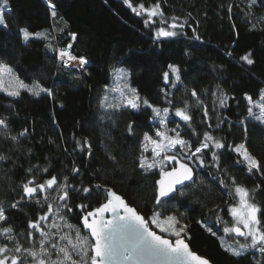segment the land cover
<instances>
[{"label": "trees", "instance_id": "trees-1", "mask_svg": "<svg viewBox=\"0 0 264 264\" xmlns=\"http://www.w3.org/2000/svg\"><path fill=\"white\" fill-rule=\"evenodd\" d=\"M51 2L56 5L55 18L48 0H9L11 12L5 13L9 26L0 28V61L11 67L24 83L31 84L38 79L54 93L52 97L44 94L34 97L22 92L15 98L0 93V116L9 118L10 135L28 129V135L19 142L0 136V153L8 157L0 161V201L8 207V222L16 226L17 233L26 229L28 219L39 212V206L27 199L17 209L10 208L11 202L20 199L22 189L19 185L29 178L27 169L33 165L49 169L46 174H37L40 182L51 175L60 179L68 175L70 183L92 188L87 196L83 193L75 196L70 201L74 205L83 203L98 207L106 200V193L95 188L100 185L122 196L141 214L151 215L154 182L159 173L145 174L138 167L137 158L143 134H151L155 125L150 120L151 111L143 109L109 112L107 118L100 120V100L105 86L112 84L113 69L123 70L129 85L137 89L142 98L161 107L168 106L160 92L162 87L174 93V102L182 106L183 99H189L186 90L195 88L203 93L204 89L215 91L218 85L230 98L228 107L221 109L220 115L231 124L225 122L219 129L209 130L228 143H245L252 155L264 163V125L249 119L245 134L239 123L246 116L245 94L255 97L264 89V30L257 24L256 30L250 31L246 22L250 19L256 23L264 16V7L259 3L253 9L254 14L246 18L240 11L245 8L246 0H160L166 19L175 16L179 23L185 20L187 23L182 30H177L180 34L176 37L162 38L154 43L153 27L159 24L145 28L143 18L132 13L123 0ZM143 2L147 7L156 0ZM230 4L238 5L233 8L232 19L228 13ZM21 27L32 33L56 36L52 43L61 47L72 42L70 34L75 33L77 39L72 51L88 60L87 71L81 74L58 67L55 54L45 47L48 41L43 37H31L25 42L19 34ZM194 34L200 40L194 39ZM248 52L253 53L252 65L240 60ZM168 64H175L181 70L182 83L176 88L163 83L162 72ZM211 91L202 96L210 108ZM191 112L202 134L205 127L200 125L201 113L195 107ZM174 119L179 121V118ZM129 122L135 123L133 135L127 132ZM210 123H217L216 114H212ZM80 138L91 141V157L73 151L75 139ZM224 152L221 167H227L238 184L249 190L261 184L253 196L264 211L261 177L249 176L240 166L233 167L235 154ZM74 165L80 168V174L73 180L71 168ZM213 175H219L214 168L198 169L195 183L182 188L185 195L177 192L171 199L165 198L158 210L164 215H181L182 222L189 225V246L213 264H254L253 252L246 253V258L230 256L220 247L218 238L198 223L206 221L218 236H222V229L216 223L217 212L224 219H231L226 215L225 204L231 202L230 198L213 180ZM212 209L215 211L210 212ZM80 214L79 209L76 214H69L70 222L76 224ZM21 242L28 246L27 240Z\"/></svg>", "mask_w": 264, "mask_h": 264}, {"label": "snow or ice", "instance_id": "snow-or-ice-1", "mask_svg": "<svg viewBox=\"0 0 264 264\" xmlns=\"http://www.w3.org/2000/svg\"><path fill=\"white\" fill-rule=\"evenodd\" d=\"M258 3L264 7V0H246L245 8L240 11L246 18L250 17ZM123 4L136 16L143 18L145 28L159 24L153 27L154 43L160 42L162 38L176 37L180 34L177 30H182L187 23L186 20L179 23V18L175 16L166 19L160 0L147 7L143 0L138 3L123 0ZM48 7L55 18L56 5L48 0ZM234 7L238 5L228 6L229 19H232ZM6 12H11L9 0H0V28L3 29L9 26ZM246 22L250 25V31L256 30L257 24L264 30V16L259 17L256 23L250 19ZM233 31H236L235 25ZM19 34L25 42L32 36L46 39L48 43L45 47L55 54L58 67L81 74L87 71L88 60L74 55L72 51L77 39L75 33L70 34L72 42L63 47L53 44L52 41L57 37L46 35L45 32L32 33L21 27ZM194 39L200 40V37L194 34ZM227 54L231 55L230 52ZM252 55V52H248L240 60L252 65ZM113 73L116 79L112 86H105V94L100 100V120L107 118L109 112L125 109L139 112L143 109L151 111L150 120L155 125L151 134H143L137 158L138 167L145 174L156 171L159 173V178L154 182L151 215L141 214L111 189H106V200L98 207L92 208L83 203L74 205L70 201L75 196L81 193L87 196L92 188L70 183L68 175H64L62 179L51 175L40 182L37 174H46L49 169L33 165L27 169L29 178L19 185L22 189L20 199L11 202L10 208L17 209L27 199L39 206V212L28 219L26 229L22 228L17 233L16 226L8 222V207L4 201H0V264H210L209 259L190 248L189 225L182 222L181 215H164L158 210L165 198L171 199L177 192L184 196L182 188L195 183L197 170L206 168H214L219 173L218 176L213 175V180L218 182L219 188L230 198L231 202L226 201L225 204L226 215L231 219L226 220L217 212L216 223L222 229V236H218L206 221L200 220L198 223L213 237L218 238L220 247L230 256L246 258L245 254L251 251L254 264H264V211L255 203L253 196V192L261 184L249 190L236 182V177L230 174L227 167H221L224 150H227L235 154L233 167L240 166L249 176L259 175L264 183V163L252 155L245 143H228L224 137L216 136L209 130L219 129L225 122L231 124V121L220 115V110L228 107L230 98L218 85L215 91L204 89L203 93L193 88L186 90L185 95L189 99H183L182 106H177L173 100L174 93L162 87L160 92L168 106L161 107L142 98L137 89L129 85L126 73L119 69H113ZM5 74L9 77L7 81ZM162 80L164 85L176 88L182 83L180 68L175 64H168L167 69L162 72ZM209 91L213 98L211 108L202 98ZM22 92L34 97L54 95L53 90L45 87L38 79L31 84L24 83L15 76L11 67L0 61V93L15 98L20 97ZM113 93L115 95H111ZM244 99L247 102L246 116L239 123L246 134L249 119L264 125V89L255 97L245 94ZM192 107L201 113L200 125L205 127L202 134L195 125ZM212 114L217 116L215 125L210 123ZM174 118H179V121ZM169 124H175V127H169ZM134 131L135 123L129 122L128 134L133 135ZM10 132L9 118L0 116V136L19 142L28 135L27 128L16 135H10ZM92 147L87 138L75 139L73 151L91 157ZM7 159L6 155L0 153V161ZM110 159L115 160L114 157ZM71 173L74 180L80 174V168L74 165ZM95 188L99 189L101 186L95 185ZM52 192L56 194L52 196ZM76 209L81 214L77 223L73 224L69 214H76ZM22 240H27L28 246Z\"/></svg>", "mask_w": 264, "mask_h": 264}, {"label": "rangeland", "instance_id": "rangeland-1", "mask_svg": "<svg viewBox=\"0 0 264 264\" xmlns=\"http://www.w3.org/2000/svg\"><path fill=\"white\" fill-rule=\"evenodd\" d=\"M32 37H35V38H36V36H32ZM88 64H89V63H88ZM119 70H121V69H119ZM121 71L124 73L123 70H121ZM5 79H6V81L9 79V77L7 76V74H5ZM115 79H116V76H115V74L113 73V81H112V84H111L110 86L113 85ZM127 81H128V80H127ZM111 95H115V93H113V94H111ZM157 231H158V230H157Z\"/></svg>", "mask_w": 264, "mask_h": 264}, {"label": "water", "instance_id": "water-1", "mask_svg": "<svg viewBox=\"0 0 264 264\" xmlns=\"http://www.w3.org/2000/svg\"><path fill=\"white\" fill-rule=\"evenodd\" d=\"M102 191H104L106 193V189H110V188H107V187H101ZM112 190V189H111ZM117 194V193H116ZM119 195V194H118ZM106 196H107V193H106ZM105 202V201H104ZM191 248V247H190ZM194 251V250H193ZM197 253V252H196ZM198 254V253H197ZM199 255V254H198ZM210 264H213L212 262H210Z\"/></svg>", "mask_w": 264, "mask_h": 264}, {"label": "bare ground", "instance_id": "bare-ground-1", "mask_svg": "<svg viewBox=\"0 0 264 264\" xmlns=\"http://www.w3.org/2000/svg\"><path fill=\"white\" fill-rule=\"evenodd\" d=\"M86 67H88V65Z\"/></svg>", "mask_w": 264, "mask_h": 264}]
</instances>
